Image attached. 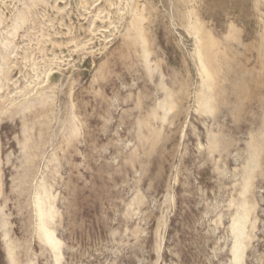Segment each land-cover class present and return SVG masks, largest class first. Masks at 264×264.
I'll return each instance as SVG.
<instances>
[{
    "label": "rangeland",
    "instance_id": "374dc122",
    "mask_svg": "<svg viewBox=\"0 0 264 264\" xmlns=\"http://www.w3.org/2000/svg\"><path fill=\"white\" fill-rule=\"evenodd\" d=\"M241 217L264 264V0H0V264H236Z\"/></svg>",
    "mask_w": 264,
    "mask_h": 264
},
{
    "label": "bare ground",
    "instance_id": "6f19581e",
    "mask_svg": "<svg viewBox=\"0 0 264 264\" xmlns=\"http://www.w3.org/2000/svg\"><path fill=\"white\" fill-rule=\"evenodd\" d=\"M44 204V203H43ZM39 210V217H40V237L43 239V241L51 244L54 248H57L58 244L56 243L55 239L53 238V235L48 231L47 229V222L48 219L51 217V214L46 208H43V206H38ZM45 207V206H44ZM244 218L241 217L237 221L236 224V235H235V263L240 264L242 260V253H243V231H242V225H243Z\"/></svg>",
    "mask_w": 264,
    "mask_h": 264
}]
</instances>
